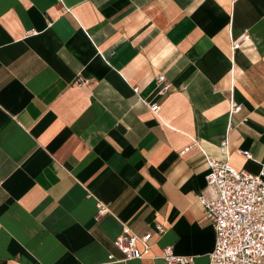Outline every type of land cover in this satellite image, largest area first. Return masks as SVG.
Here are the masks:
<instances>
[{
  "label": "crops",
  "instance_id": "obj_1",
  "mask_svg": "<svg viewBox=\"0 0 264 264\" xmlns=\"http://www.w3.org/2000/svg\"><path fill=\"white\" fill-rule=\"evenodd\" d=\"M206 157L264 166V0H0V264H206Z\"/></svg>",
  "mask_w": 264,
  "mask_h": 264
},
{
  "label": "built area",
  "instance_id": "obj_2",
  "mask_svg": "<svg viewBox=\"0 0 264 264\" xmlns=\"http://www.w3.org/2000/svg\"><path fill=\"white\" fill-rule=\"evenodd\" d=\"M237 43L235 41L232 47ZM156 80L162 82L163 76H157ZM166 86L164 84L163 88ZM132 91L136 93L137 87H132ZM148 108L154 114L158 112L155 102ZM237 109L238 105L231 101L229 111ZM219 147L226 152L225 138ZM240 154L250 157L247 150ZM206 166L204 187L195 195L213 230V244L206 264H264V166L252 173L235 169L226 160L210 157H206ZM95 206L96 215L107 211L101 203L96 202ZM153 229L157 235L164 231L158 224ZM152 236L150 231L138 235L122 226L112 244L123 254V260L149 257L160 259L164 264L192 263V256L175 253L172 244L164 245L159 255H152Z\"/></svg>",
  "mask_w": 264,
  "mask_h": 264
}]
</instances>
